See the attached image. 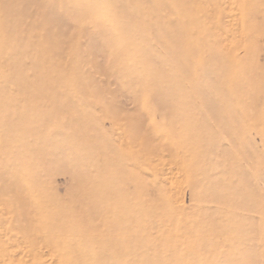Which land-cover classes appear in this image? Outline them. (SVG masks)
<instances>
[{
	"label": "rangeland",
	"instance_id": "obj_1",
	"mask_svg": "<svg viewBox=\"0 0 264 264\" xmlns=\"http://www.w3.org/2000/svg\"><path fill=\"white\" fill-rule=\"evenodd\" d=\"M0 264H264V0H0Z\"/></svg>",
	"mask_w": 264,
	"mask_h": 264
},
{
	"label": "clouds",
	"instance_id": "obj_2",
	"mask_svg": "<svg viewBox=\"0 0 264 264\" xmlns=\"http://www.w3.org/2000/svg\"><path fill=\"white\" fill-rule=\"evenodd\" d=\"M67 2H68L69 4H72V3L77 2V0H67ZM75 18H77V16H75L74 14H72L71 11H70L68 20H69V21H72V20H74Z\"/></svg>",
	"mask_w": 264,
	"mask_h": 264
}]
</instances>
